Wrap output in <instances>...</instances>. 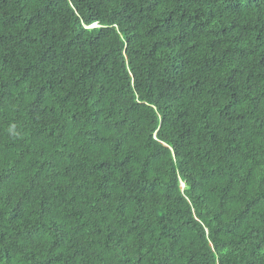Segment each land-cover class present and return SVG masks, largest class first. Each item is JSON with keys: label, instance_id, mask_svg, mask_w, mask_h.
I'll use <instances>...</instances> for the list:
<instances>
[{"label": "trees", "instance_id": "trees-1", "mask_svg": "<svg viewBox=\"0 0 264 264\" xmlns=\"http://www.w3.org/2000/svg\"><path fill=\"white\" fill-rule=\"evenodd\" d=\"M0 264H264V0H0Z\"/></svg>", "mask_w": 264, "mask_h": 264}]
</instances>
